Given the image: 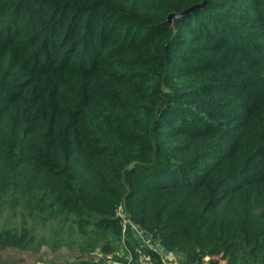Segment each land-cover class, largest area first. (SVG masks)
Returning <instances> with one entry per match:
<instances>
[{
    "label": "trees",
    "instance_id": "trees-1",
    "mask_svg": "<svg viewBox=\"0 0 264 264\" xmlns=\"http://www.w3.org/2000/svg\"><path fill=\"white\" fill-rule=\"evenodd\" d=\"M3 206L0 252L115 254L122 206L179 264H264V0H0Z\"/></svg>",
    "mask_w": 264,
    "mask_h": 264
},
{
    "label": "rangeland",
    "instance_id": "rangeland-1",
    "mask_svg": "<svg viewBox=\"0 0 264 264\" xmlns=\"http://www.w3.org/2000/svg\"><path fill=\"white\" fill-rule=\"evenodd\" d=\"M15 214L12 210L10 211L6 206H3L0 213V226L6 228L13 225L19 226L20 217ZM53 226V223L49 222L46 229L37 230V240L44 238L45 241L42 242L36 252L7 249L0 252V264H70L77 260L95 258L94 254L96 252L94 254H88V252L81 254L79 252L78 244L75 243L79 238L76 231H69L70 236H67V234L61 235L63 244L52 246L54 235L51 230ZM67 226H71V223H68ZM72 227L76 230V226L72 225ZM178 260L180 261L179 257Z\"/></svg>",
    "mask_w": 264,
    "mask_h": 264
},
{
    "label": "built area",
    "instance_id": "built-area-1",
    "mask_svg": "<svg viewBox=\"0 0 264 264\" xmlns=\"http://www.w3.org/2000/svg\"><path fill=\"white\" fill-rule=\"evenodd\" d=\"M115 216L119 219L121 228V239L132 237L138 247V253L147 261H153L148 253L157 258V264H179L178 256L163 247L159 240L152 234L131 222L123 207L119 206L115 211ZM94 254V253H93ZM119 253L104 254L96 252L93 260L102 261L104 264H121L116 260ZM155 262V261H154Z\"/></svg>",
    "mask_w": 264,
    "mask_h": 264
},
{
    "label": "crops",
    "instance_id": "crops-1",
    "mask_svg": "<svg viewBox=\"0 0 264 264\" xmlns=\"http://www.w3.org/2000/svg\"><path fill=\"white\" fill-rule=\"evenodd\" d=\"M138 247L132 237L121 239L119 253L116 260L121 264H157L154 261H147L138 253ZM122 253V254H121Z\"/></svg>",
    "mask_w": 264,
    "mask_h": 264
},
{
    "label": "water",
    "instance_id": "water-1",
    "mask_svg": "<svg viewBox=\"0 0 264 264\" xmlns=\"http://www.w3.org/2000/svg\"><path fill=\"white\" fill-rule=\"evenodd\" d=\"M199 7H201V6H194V7H192V8H189V9L185 10L184 12H182V13L179 14V15H177V14H170V15L167 17V21H166L164 24H165V25H169V24H171V22H172V20H173L174 18H179V17H181V16H183V15H185V14H187V13H189V12L193 11L194 9L199 8Z\"/></svg>",
    "mask_w": 264,
    "mask_h": 264
}]
</instances>
